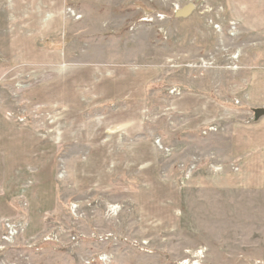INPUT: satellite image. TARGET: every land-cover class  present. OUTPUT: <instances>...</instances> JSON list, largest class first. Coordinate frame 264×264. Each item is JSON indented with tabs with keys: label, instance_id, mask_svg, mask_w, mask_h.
I'll return each mask as SVG.
<instances>
[{
	"label": "rangeland",
	"instance_id": "obj_1",
	"mask_svg": "<svg viewBox=\"0 0 264 264\" xmlns=\"http://www.w3.org/2000/svg\"><path fill=\"white\" fill-rule=\"evenodd\" d=\"M229 1L0 0V150H13L6 171L0 157V264H264V152L246 160L257 144L264 147V116L254 114L264 109V37L234 15ZM246 3L264 15V8ZM188 4L195 11L177 18ZM44 11L52 15L43 25H57L41 35L35 14ZM121 67L152 72L144 102L142 96L106 102L115 94L106 79L125 77ZM102 69L106 79V72L98 76ZM94 76L96 88L109 90L90 107L85 96L76 102V94L94 89L87 86ZM45 89L38 101L28 99ZM61 89L81 106L67 120L78 141L96 136L91 120L100 133L106 118L124 124L123 113L138 106L139 115L125 122L138 131L104 129L100 142L111 145L118 135L112 149L126 152L153 144L161 179L180 190L173 232L158 236L141 227L139 196L152 182L143 175L114 171L103 181L94 170L78 183L87 188L75 185V164L90 165L96 142L62 136L58 127L68 110ZM186 96L210 101L220 114L196 131L177 133L194 118L174 107ZM209 128L214 131L204 135ZM137 168L146 175L148 165Z\"/></svg>",
	"mask_w": 264,
	"mask_h": 264
},
{
	"label": "crops",
	"instance_id": "obj_2",
	"mask_svg": "<svg viewBox=\"0 0 264 264\" xmlns=\"http://www.w3.org/2000/svg\"><path fill=\"white\" fill-rule=\"evenodd\" d=\"M230 5L232 6L233 9V13L235 16H237V18L241 19L244 24L246 26L251 27L250 29L257 32L258 34H261V36L264 37V15H257L256 13H254V9L251 8L253 11L250 10V8H248V5L246 2L250 3L251 6L256 7L259 6L260 8H264V0H230ZM59 5L54 4L57 7V10H60L61 7V1L58 2ZM242 9L243 13L240 12H236V9ZM258 8V7H256ZM236 13H235V12ZM47 15H52V12H48V14L44 11L43 13H36L35 14V18H36V22L38 24V28H39V33L43 34H48L51 33L52 30V25H57V22H53L51 23V27H49L47 24L43 25L44 23V19ZM59 18V17H58ZM240 20V21H241ZM241 21V22H242ZM242 22V23H243ZM39 24H41V26H39ZM253 25V26H251ZM56 29V28H55ZM72 69L69 68V70L67 69V72H71ZM101 71H103V73L99 74L98 76L104 74L106 72L105 75H107L104 79H106L110 74H108L107 70L102 69ZM119 72V74H124L125 77H121L119 79H114L112 76L106 79V85L107 84H112L114 85V89L112 93L111 97H107L105 100H107L106 102H108V100H124L126 99L127 102L131 101V103H134V101L137 100H141V96L144 93V88L146 87L147 83L151 80L150 78L152 77V72L148 69H142V68H135V69H131V68H125V67H121L120 70H117ZM66 72V73H67ZM92 73V70H91ZM90 75H94L91 74ZM64 77H65V73H63ZM62 75V76H63ZM96 75V74H95ZM102 75V76H105ZM98 76H94V80H91L90 83H88V88L92 87L91 89L93 90H86V93L81 94V92L79 94H76V97L74 99H76V102L79 101L80 99V95L81 96H85V98L89 99V103L90 101L95 102V98L98 97L99 94L102 93H106L109 90V86H105L104 89L102 88L100 90V88L96 86L97 83V79ZM39 88V87H37ZM66 88V87H65ZM71 89L76 90V87L73 86L71 87ZM38 90V89H36ZM41 91V92H40ZM33 92V91H31ZM48 89H45L44 91L39 90L37 91V94H33L28 96V99H30L31 101L36 100L35 98H37V101L40 99L41 94L43 93H47ZM64 92H68L70 94V91L65 89V90H59L58 96L62 97L63 101L66 102L64 105L66 106V109L68 110L67 115H65V119L63 120V122L59 125L58 129L59 131L62 133V136L65 139H74V141H76L77 144H79L80 142H83L82 140H84V142L89 141L91 144L96 142V146L93 149H90V153L88 155V162L90 165H87V163H76L75 164V171L79 174V178H78V182L75 184L79 189L81 188H87L86 185H80L78 184L79 182H81V177H83L84 174H88V173H92L94 172V170H97L98 173H100L99 175L102 176L103 181H108L111 177L112 174H114V171H116V174H119L120 172L126 173V174H130V175H138L140 176H144L147 177L148 179H150L151 185L146 186L142 189L141 193H140V205H141V210L139 209V214L141 212V219L144 222H140L141 227L145 230L150 229L154 230L155 232L157 231V235L159 236L160 234L163 233H169V232H173L174 226L177 225L178 222V216L175 214V210L179 208L178 203L180 201V190L178 188V185L176 184L175 181L172 180H168V182H163V180L161 179L160 175H159V169L157 168V163H158V155L156 152L155 147L153 146V144H150L149 142H140L137 144V147L132 146L129 147V149H127L128 152L121 151V149L115 148V151L112 149L113 146H118V135H113L112 138V143L111 145H102V143L100 142L101 140V136L103 135V130L104 129H111L115 126H119L118 131H122L123 134L125 135H129L130 133H132L133 131L136 132L135 129H137L138 131V125L135 126L133 125V128L131 130H128V127L130 126V124H127L125 122H127V120L129 119V117H133V119H135L136 115H139L138 112L140 109L138 108V106L136 105H130L129 110H127L128 112L123 113V116L125 117V121H123L124 124H120L117 125L115 122L113 121V118H106L105 124H104V128L101 127L100 129H102L100 133H98L99 131V126L98 124H96L95 122H92L93 120L90 121L89 124H91V129H93L94 134H96V136H94L91 139V136H89V140H87V137H81L79 139V141L77 140V137H75L77 132H74V130H76V125H74L73 127L70 128L68 127V114L70 115V113L73 114H77L78 111L81 112L79 109L81 106H79L76 102H73L70 99H65L66 95H64ZM146 93V91H145ZM70 96V95H68ZM144 98V99H143ZM142 101L144 102L146 100V95L144 94L142 96ZM44 100V99H42ZM61 100V101H62ZM70 100V101H69ZM193 98L186 96L184 98H182L181 100H179L178 102H175V108L176 110L183 112L185 114H187L190 117H194L193 121L190 122L189 125L185 126V128H181V130H177L176 132L179 133L180 131H184V130H188V131H196V129L200 128L203 125H207L208 122L210 121V119H215V116H217L218 114H220V111L216 108V105H214L213 103H211L210 101H205L206 103H193L192 102ZM194 101V100H193ZM69 103L73 102V105H69ZM93 103L89 104V107L92 105ZM81 105V104H80ZM128 109V108H127ZM85 110V109H84ZM256 110V109H255ZM138 111V112H137ZM129 116V117H128ZM124 117H120L121 119H124ZM220 117V116H219ZM1 119H3L0 116ZM140 120V118H139ZM5 121V120H4ZM214 121V120H213ZM2 127H7V124H3V122H1ZM4 125V126H3ZM205 125V126H206ZM127 126V127H126ZM126 127V128H125ZM86 130H89L88 127H84ZM83 127L81 129H84ZM92 133V131H91ZM192 134V133H190ZM239 135L241 133H238ZM234 135L235 136V149H236V153L240 151L239 146H238V140L240 139L239 135ZM108 136V134H106ZM105 135V136H106ZM77 136V135H76ZM243 137V136H241ZM121 138V135L119 137V139ZM242 139H245V137H243ZM241 141H245L242 140ZM248 141V140H247ZM249 143L250 146L252 147V144L250 142ZM26 145V144H25ZM93 145V144H92ZM245 146V145H244ZM260 147V148H258ZM113 152H112V151ZM134 150V151H133ZM252 152V155L248 156V158L246 160L249 159V157H255L258 156L259 154H262L261 152H264V147L262 145H258L256 146L255 149L250 150ZM249 151V152H250ZM13 150L11 147L7 146L6 148L0 150V157H1V163H2V167L4 169V171H6L7 165L9 163V157H11L10 153H12ZM133 152V153H132ZM240 155L239 153L237 154V156ZM16 156H19L18 154H16ZM91 156V157H90ZM235 157H237L236 155H234ZM21 157V156H19ZM124 157H128L129 159H126ZM149 157L151 158V161L149 159ZM155 157H157L156 161H155ZM247 157V156H246ZM121 158V159H120ZM120 161V163H119ZM96 162V163H95ZM98 162V164H97ZM115 162H117L115 165ZM55 161H54V156L53 158L50 159V164L48 165V169H49V173L51 174L52 169L54 170V165ZM93 163V164H92ZM129 163V164H127ZM150 163V166H149ZM97 164V165H95ZM114 164L113 167L108 168L110 165ZM141 165H148V168L146 170V175L145 172H138L139 170H137L138 166ZM95 165V166H94ZM130 165H132L135 168L130 167ZM89 168L86 171L83 170V168ZM125 167H127V169H125ZM108 168V169H107ZM243 168V165L241 164V170ZM51 169V170H50ZM104 171H107V173L105 174ZM244 171V170H242ZM241 171V172H242ZM130 172V173H129ZM134 172V173H131ZM123 173L121 175H123ZM29 174H27L28 177ZM150 175H154V182L153 179L150 178ZM101 179V180H102ZM199 181H197L198 183ZM205 183V181H203ZM152 183H154L152 185ZM200 183V182H199ZM32 186V185H31ZM46 189H44L45 191H47L48 189H52L54 186L49 185L48 187L45 186ZM146 221V222H145ZM31 227V226H30Z\"/></svg>",
	"mask_w": 264,
	"mask_h": 264
},
{
	"label": "water",
	"instance_id": "obj_3",
	"mask_svg": "<svg viewBox=\"0 0 264 264\" xmlns=\"http://www.w3.org/2000/svg\"><path fill=\"white\" fill-rule=\"evenodd\" d=\"M195 9L196 7L194 4H188L184 8L178 10L175 13V16L177 18H188L195 11ZM254 114L256 119H260L261 117L264 116V109H256L254 110Z\"/></svg>",
	"mask_w": 264,
	"mask_h": 264
},
{
	"label": "built area",
	"instance_id": "obj_4",
	"mask_svg": "<svg viewBox=\"0 0 264 264\" xmlns=\"http://www.w3.org/2000/svg\"><path fill=\"white\" fill-rule=\"evenodd\" d=\"M174 93H175V91L173 92V94H174ZM206 131H207V132H205L204 135H208L210 132H213L214 130L212 131V128H209V129H207ZM157 144H161V139H158V140H157ZM74 240H75V239H74ZM98 261H99V262H105V261H106V257H104V256L101 255V256L98 257Z\"/></svg>",
	"mask_w": 264,
	"mask_h": 264
}]
</instances>
